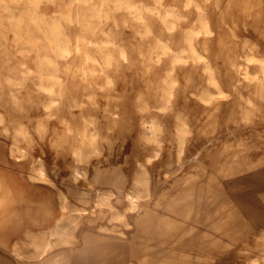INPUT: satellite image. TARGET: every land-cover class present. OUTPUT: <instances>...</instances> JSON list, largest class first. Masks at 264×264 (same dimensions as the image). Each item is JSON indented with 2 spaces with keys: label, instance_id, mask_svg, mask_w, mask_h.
<instances>
[{
  "label": "bare ground",
  "instance_id": "obj_1",
  "mask_svg": "<svg viewBox=\"0 0 264 264\" xmlns=\"http://www.w3.org/2000/svg\"><path fill=\"white\" fill-rule=\"evenodd\" d=\"M0 4L7 14L6 25L0 23V39L21 44L20 51L32 52L37 62L36 88L46 94L32 110L37 130L49 133L50 122L59 127L64 138L75 137L74 144L54 159L49 150L50 134L44 135L41 150L29 167L32 181L55 188L58 205L47 203L22 216L26 222L51 223L45 241L29 239L24 251L43 252L58 245L77 250L82 238L74 228L80 223L79 228L125 243L126 249L111 264H148L142 252L146 243L140 247L134 238L144 236L143 229L153 221V215L132 217L143 203L152 200L155 190L150 184L159 172L158 179L167 185L177 184L178 177L183 181L198 177L199 182L189 188L193 196L196 190L203 191L196 206L207 231L205 246L213 254V245H219L224 236L225 219L217 186L209 189L205 180H217L223 168L231 166L227 153L231 145L222 148L221 135L229 128L250 127L253 137L241 143L250 153L245 164L257 174L264 172V135L255 131L264 126V0H0ZM50 5L58 9L44 11ZM189 9L193 12L191 23L181 31L180 22ZM227 13L244 14L242 29L254 35L251 40L243 38L237 49L227 40L237 34L225 32L237 26L227 20ZM131 32L153 36L154 42L143 48L150 65L168 64L158 82L150 84L148 94L127 88L132 80H127V85L120 80L123 68H118L116 60L121 66L130 63L129 56L136 50L128 40ZM73 56L78 61L67 62L61 69L60 59ZM113 66L116 70L108 71ZM187 66L199 72L201 86L187 89L182 83L189 80ZM29 70L26 62L16 64L6 55L0 59V133L7 142V156L16 160L25 156L33 136L24 117L15 115L7 105L25 110L16 88L23 85ZM75 77L81 89L72 85ZM188 96L202 105L196 118L180 105ZM132 105L137 107L133 139L138 150L128 162L122 134L124 118L132 124ZM233 107L236 112L224 118L223 112ZM205 144L211 146L208 153L202 147ZM189 145L193 151L187 156ZM169 149L173 155L167 153ZM194 165L201 169L190 176ZM47 168L57 169L64 178ZM263 214L261 209L244 213L246 220L259 224L253 234L261 253L260 259L247 258L242 264H264ZM24 234L29 235V230ZM15 246L11 250L25 257L27 252H18ZM180 253L176 261L181 264L201 262L195 255ZM21 262L76 264L68 252L44 260L26 257Z\"/></svg>",
  "mask_w": 264,
  "mask_h": 264
},
{
  "label": "rangeland",
  "instance_id": "obj_2",
  "mask_svg": "<svg viewBox=\"0 0 264 264\" xmlns=\"http://www.w3.org/2000/svg\"><path fill=\"white\" fill-rule=\"evenodd\" d=\"M1 9L0 4V23L6 25L7 14ZM56 9H58L57 6L50 5L44 9V11L52 13ZM243 15L244 14H237V16H233L231 13H227V20L230 23L231 21L237 23L234 29H225L227 34H232V32L237 33L235 38L227 37V40L235 45V49L241 46L243 38L250 40L254 38L252 32L242 29L241 22L244 20ZM185 16L186 17L180 22V30L181 28L186 29V27L190 25L193 12L189 9L185 12ZM129 35L128 40L136 50L132 51L129 56L130 63L128 62L121 66V64H119L120 62L116 60L118 68H123L119 73L122 76L120 80L124 81L126 85L129 80H132V83L127 85V88L133 90L137 94H139V92L148 94L151 92L149 88L150 84L158 82L162 75L165 74L164 70L168 64L165 62L150 65L148 58L145 57L146 52L143 48L154 42L152 35H139L133 32ZM20 45L21 44L14 41H7L6 43L5 40L0 39V59L2 56L6 55L16 64L21 62L28 63L29 67L32 69L25 72L23 85L17 86L18 88H16V93L21 96V101L25 110L19 111L18 108L11 104L7 105L14 111L15 115L24 117L27 130L29 134L33 136L30 145L26 149L25 156L22 157L21 160L12 159L7 156V142L5 137L0 133V183L4 185L3 188L7 190L12 198L10 215L6 220L0 222V251L9 252V256H11L6 260L5 264H22L21 259L26 257L28 259L44 260L47 257L60 255L62 252L70 253L76 260V264H111L112 261L119 258L120 252L126 249L125 243H120L121 241L119 239H115L112 236L95 230L90 231L79 228L80 223L74 228V232L76 235L78 234L79 238H82L81 248L77 250L72 248L65 249L63 248L64 245H58L43 252L41 249L34 252L30 250L29 252L24 251V245L29 239L36 240L35 238H38V240L45 241V238L49 235L51 223L47 221L43 224L26 222V220L22 219V216L28 210L43 208L47 203L52 204L54 207L58 205V194L55 188L49 185L43 186L32 181L27 174L29 167L35 161V155L41 150V143L44 135L50 134L49 150L54 159L56 157L58 158L61 153L67 149L69 144H74L75 137H73V135H68L67 138H64L61 132H59V127H54L50 122L47 123L49 125L47 131H49V133L46 132L47 134H41L37 130L33 122L35 118L34 115H32V110L35 108L34 106H38V103L41 102L42 99H46V94L40 93L41 91H37L36 88V83L38 82V77L35 72L37 62L34 59L33 53L30 51H20ZM76 61H78V59L74 56L60 59L59 65L60 68L63 69L67 62L73 63ZM187 67L186 73H189V80L182 83L187 85V89L201 86L203 81L198 77V71L196 72L193 70L192 66ZM114 70H116L114 66L108 69L110 72H114ZM193 76L196 78H193ZM72 85H76L78 89L82 88V84H80L78 77L73 78ZM102 105H105V103ZM180 105L185 108L187 114H194L192 118H196L199 112L202 111V105L191 96L185 98ZM224 106L228 107L225 109L230 108L227 103H225ZM103 107L104 106H101V108ZM131 107L133 109V116L130 120L132 124H127L126 118H124L123 123L125 127L122 134L128 162L132 158V153L135 154L138 150L133 139L135 135V126L137 124L135 122L137 107L134 105ZM233 109L234 107L230 109V112L228 110L227 112L224 111V118L228 119L233 115L236 112ZM0 110H2V106H0ZM51 128H54V131L51 130ZM246 130H248V132H246ZM255 131L262 132L264 135V126ZM252 133L250 127L247 126L241 129L229 128L224 132V134L221 135V147L223 148L224 146L228 147L231 145L227 148L228 157L231 160L229 164H231V166L229 165L223 168L224 170L220 177H217V180H211L210 178H206L205 180V184L208 183L209 189L213 185L217 186V199L220 202L219 209L222 211L224 210L222 216L224 215L223 217L225 219L224 236L219 239V245H213V254L211 255L207 251L208 247L205 246L207 243L205 235L207 231L204 230L202 224V212L199 214L200 207L196 206V203L201 200L203 191L201 189L196 190L194 196L197 197L193 198V191L189 188L191 183L199 182V180H197L198 177H191L188 181H183V179L178 177L177 184L174 182L172 185H167L166 183H162L164 181L160 182L158 179L160 173L158 172L153 184H150V188H154L153 190H155L152 200L148 203H143L142 209L138 210L135 213L137 215L132 217L133 220H137L142 214L153 215V221H148L149 225L146 223V227L143 229L144 236L141 238H134V242L140 243V247L143 243H146L144 245L146 249H143L142 252L145 253L148 264H181L176 261V259H180L181 257L180 251H185L189 255H195L196 258L201 260L198 264H242L247 258L260 259V244L258 238H255L253 234L255 228L249 227V222L244 218V213L247 210L257 211L261 209L264 211V172L257 174L256 169L254 172L250 171L249 166L245 164L250 153L243 146L244 144H241L243 139L247 137L248 140H251L253 137ZM116 142L118 143V141ZM202 147L204 151L206 150V153H208L211 148V146L207 144ZM187 149L188 151H186V154L189 156V152L193 151V147L189 145ZM219 149L221 148L219 147ZM167 153L173 155V151L171 152L170 149L167 150ZM160 163L161 161L157 163V170L159 169ZM233 166L237 169L236 172L231 168ZM209 168L210 166L208 169ZM198 169L201 168L195 165L192 166L189 170L191 173L190 176ZM47 170L49 172H56L59 177L64 178L63 174L58 173L57 169L54 170V168H51L50 170V168H47ZM181 188L185 189L180 190ZM232 193H235V195H232ZM191 201H195V205H192ZM117 205L122 206L123 204L117 202ZM179 213L182 214L180 215ZM172 220L173 222L171 223ZM25 230H29V235L24 234ZM119 231H122V229ZM14 244H16L15 249L18 250V252H27L25 257L19 256L17 252L15 253L11 250ZM186 245H190L191 247H186ZM159 258L160 260L155 262V260ZM219 258L223 260L220 261Z\"/></svg>",
  "mask_w": 264,
  "mask_h": 264
},
{
  "label": "clouds",
  "instance_id": "obj_3",
  "mask_svg": "<svg viewBox=\"0 0 264 264\" xmlns=\"http://www.w3.org/2000/svg\"><path fill=\"white\" fill-rule=\"evenodd\" d=\"M0 222H3L10 215L11 201L9 198V193L0 184Z\"/></svg>",
  "mask_w": 264,
  "mask_h": 264
},
{
  "label": "crops",
  "instance_id": "obj_4",
  "mask_svg": "<svg viewBox=\"0 0 264 264\" xmlns=\"http://www.w3.org/2000/svg\"><path fill=\"white\" fill-rule=\"evenodd\" d=\"M246 132H248V130H246ZM226 153V152H225ZM226 156H227V153H226ZM228 195V194H227ZM232 195H235V193H232ZM228 196H230V195H228ZM248 221V220H247ZM249 222V224H248V226L249 227H254L255 229L256 228H258V225L259 224H253V223H251L250 221H248ZM10 254H9V252H6V251H0V264H5L6 263V260L9 258V257H11V256H9Z\"/></svg>",
  "mask_w": 264,
  "mask_h": 264
}]
</instances>
